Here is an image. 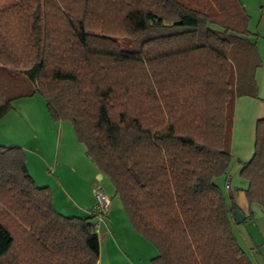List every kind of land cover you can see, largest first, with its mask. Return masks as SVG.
<instances>
[{"label":"trees","instance_id":"trees-1","mask_svg":"<svg viewBox=\"0 0 264 264\" xmlns=\"http://www.w3.org/2000/svg\"><path fill=\"white\" fill-rule=\"evenodd\" d=\"M248 21L240 0L0 7V119L39 92L154 246L152 264H252L231 227L240 208L216 183L228 181L235 100L258 98ZM238 163L237 190L264 210V112ZM98 255L92 213L56 211L23 150L0 145V264H96Z\"/></svg>","mask_w":264,"mask_h":264},{"label":"rangeland","instance_id":"rangeland-1","mask_svg":"<svg viewBox=\"0 0 264 264\" xmlns=\"http://www.w3.org/2000/svg\"><path fill=\"white\" fill-rule=\"evenodd\" d=\"M17 1L19 0H0V7ZM240 1L249 15L247 25L250 33L249 39L255 43L261 63L254 77L258 98L249 97V100H253V104L258 102L256 103L259 104L258 113H262L264 106L260 98H264V0ZM246 97L236 99L237 109H235L232 126V138L236 147L231 149L234 156L232 155L227 170V180L230 185L228 189H225L223 177L219 178L216 183L226 197L227 194L232 193L234 198H237L241 208L244 209L245 216L250 215L249 219L240 224L232 220V231L250 262L264 264V210L256 203L249 205L245 200L244 191L237 190L243 186V181L238 175L239 167L236 166L237 158L244 150H247L246 155L249 157L255 132V120L251 118L252 116L250 117L252 113L246 115L242 110L244 106L248 104L250 106ZM60 128L64 130V137L67 133L66 128H68L69 134L73 136L75 144L79 147L66 146L64 138L59 143L58 135L62 131L59 130ZM75 138L69 121L50 119L45 99L39 92L30 97L13 100L10 113L0 119V145L16 146L23 150L28 173L37 186L49 188L52 205L56 211L65 216L84 217L83 211L86 208L84 205L88 204L92 188L101 187L110 202L108 213L98 231L103 254H105L104 238L110 233V237H115L118 245L125 249L132 259L139 254L140 264H152L150 257L154 255V246L134 230L112 183L87 157L84 146ZM65 159L70 162L63 164ZM87 162L98 170L99 178L93 176L94 171L88 168L89 163ZM78 205L83 206L84 209L81 210Z\"/></svg>","mask_w":264,"mask_h":264},{"label":"crops","instance_id":"crops-1","mask_svg":"<svg viewBox=\"0 0 264 264\" xmlns=\"http://www.w3.org/2000/svg\"><path fill=\"white\" fill-rule=\"evenodd\" d=\"M246 101H249V103H250V106H249V104L247 105V106H244V108L242 109L243 110V112H245L246 113V115L247 114H250V113H252V114H250V117L252 118V119H254L255 121H256V119L258 118V116H259V114H262V113H258V107H259V104H256V103H258V102H256L255 104H253V100H249L250 98L249 97H246ZM261 99V98H260ZM250 108V109H249ZM235 109H237V105H236V100H235V104H234V113H235ZM11 111V110H10ZM10 111L8 112V113H6L5 115H8L9 113H10ZM234 113H233V120H234ZM4 115V116H5ZM3 116V117H4ZM257 116V117H256ZM2 117V118H3ZM256 118V119H255ZM255 121H254V123H255ZM47 124H48V122H47ZM49 125V124H48ZM62 126V125H61ZM60 131L62 130V128H60L59 129ZM66 130H67V133H66V135H65V137H64V130H62L61 131V133H59V138H58V140H59V143H61L62 142V140H63V138L65 139V142H64V144L66 145V146H68V145H70V146H72V147H79V145L78 144H75V140H74V138H73V136H71L70 134H69V130H68V128H66ZM76 139V138H75ZM235 145H234V143H233V138H232V141H231V149H235ZM252 153V152H251ZM80 153H78V155H79ZM242 155H240L238 158H237V161L239 162V161H246L249 157H250V155H249V157H247L248 155H246V154H248L247 153V150H244L243 151V153H241ZM231 155H233L234 156V152L231 150ZM246 155V156H245ZM238 156V155H237ZM242 157V158H241ZM87 161V160H86ZM56 162H57V160H56ZM55 162V163H56ZM68 162H70L69 160H67V159H65L64 161H63V164H67ZM238 162H236V166L237 167H239V164H238ZM87 163H89V162H87ZM88 166V168L90 169V170H92V171H94V177H96V178H99L100 177V174H99V172H98V170H96V168H94V166H90V163H89V165H87ZM92 167V168H91ZM89 176H91V175H89ZM97 187V186H96ZM95 188V187H94ZM94 188H92V190H91V197H90V199H88V204L87 205H84L86 208L84 209V207L83 206H81V205H78L79 206V208L82 210V209H84L85 211H83V213H84V215L85 216H88V215H90L91 213H92V211H93V208H94V204H95V201H94V197H93V190H94ZM101 188V187H100ZM54 199V198H53ZM246 200V199H245ZM235 201L237 202V204H238V206H239V208L242 210V211H244V209H242L241 208V206H240V204L238 203V200H237V198H235ZM58 210V209H57ZM103 223V222H102ZM101 223V224H102ZM105 223V222H104ZM104 236H105V234H104ZM142 237V236H141ZM98 238H99V255H98V260H97V263L96 264H140L141 263V258H140V255L139 254H137L136 256H134L133 257V259H132V257L127 253V251L125 250V249H123V248H121L120 247V245H118V243H117V241H116V239H115V237H110V233H108L106 236H105V240H104V245H105V250H104V252H105V254H103V252H102V249H101V243H100V237H99V235H98ZM138 239H140V238H138ZM154 249V248H153ZM153 254L154 255H151V257H150V259H152L153 257H155L156 256V254H157V252H156V250L154 249V251H153Z\"/></svg>","mask_w":264,"mask_h":264},{"label":"built area","instance_id":"built-area-1","mask_svg":"<svg viewBox=\"0 0 264 264\" xmlns=\"http://www.w3.org/2000/svg\"><path fill=\"white\" fill-rule=\"evenodd\" d=\"M230 185L229 181L224 182L225 189H228ZM93 196L95 199L94 208L92 211L93 215V227L98 234L100 224L103 222L104 217L108 213L109 199L105 196L102 188L95 187L93 190Z\"/></svg>","mask_w":264,"mask_h":264},{"label":"water","instance_id":"water-1","mask_svg":"<svg viewBox=\"0 0 264 264\" xmlns=\"http://www.w3.org/2000/svg\"><path fill=\"white\" fill-rule=\"evenodd\" d=\"M245 218L246 216L241 209L233 210V219L237 224L243 222Z\"/></svg>","mask_w":264,"mask_h":264}]
</instances>
